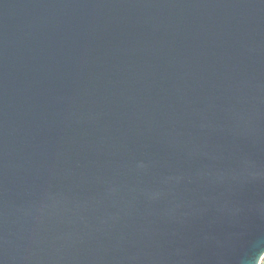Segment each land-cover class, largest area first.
I'll return each instance as SVG.
<instances>
[{"label":"water","instance_id":"water-1","mask_svg":"<svg viewBox=\"0 0 264 264\" xmlns=\"http://www.w3.org/2000/svg\"><path fill=\"white\" fill-rule=\"evenodd\" d=\"M264 0H0V264H260Z\"/></svg>","mask_w":264,"mask_h":264},{"label":"rangeland","instance_id":"rangeland-1","mask_svg":"<svg viewBox=\"0 0 264 264\" xmlns=\"http://www.w3.org/2000/svg\"><path fill=\"white\" fill-rule=\"evenodd\" d=\"M260 264H264V256H263V258H262Z\"/></svg>","mask_w":264,"mask_h":264}]
</instances>
